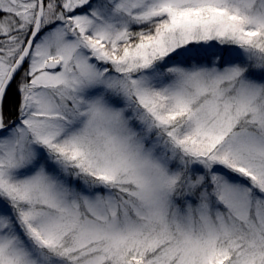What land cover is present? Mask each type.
<instances>
[{
	"label": "snow or ice",
	"instance_id": "snow-or-ice-1",
	"mask_svg": "<svg viewBox=\"0 0 264 264\" xmlns=\"http://www.w3.org/2000/svg\"><path fill=\"white\" fill-rule=\"evenodd\" d=\"M0 264H264V0H0Z\"/></svg>",
	"mask_w": 264,
	"mask_h": 264
}]
</instances>
